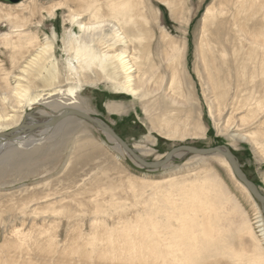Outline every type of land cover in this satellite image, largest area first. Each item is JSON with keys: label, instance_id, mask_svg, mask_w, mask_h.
Here are the masks:
<instances>
[{"label": "rangeland", "instance_id": "rangeland-1", "mask_svg": "<svg viewBox=\"0 0 264 264\" xmlns=\"http://www.w3.org/2000/svg\"><path fill=\"white\" fill-rule=\"evenodd\" d=\"M86 1L21 0L11 4L0 0V114L15 113L14 120L18 119L17 123L0 126V131L17 125L29 110L56 113L68 101L62 93L72 87L80 108L111 126L145 160H160L178 145H225L237 158L242 172L264 194V146H256L245 135L256 132L259 141L264 142V110L257 105L259 99L264 102V65L259 64L262 52H257L254 63L247 61L242 72L239 60L247 57L252 44L231 29V13L222 21L227 26L217 25L212 30L215 48L209 54V70L200 52L201 20L206 9L218 8L220 1L228 0H136L135 18L138 22L146 19L141 28L149 39V43L146 38L141 40L146 51L140 59L149 76L145 83L148 93L143 99L115 87L96 67L82 72V85L68 70L63 42L68 34L81 36L71 12H79L78 6L86 5ZM113 2L119 0H99L103 15L110 16L106 4ZM260 15L253 8L249 23L255 25L246 26L248 31L250 28L248 33L259 31L260 25L264 29V25L256 24ZM235 20L244 21L243 15ZM16 32L20 35L15 36ZM9 33L14 37L2 41ZM168 39L183 48L180 65L176 61L167 65L165 61L171 54ZM46 40L53 46L45 63L48 73L44 69L40 70L44 76L35 71L23 72L21 68ZM93 45L103 50V46ZM172 65L182 84L180 92L170 87ZM209 71L213 79H209ZM18 81L29 84L30 97L55 94L34 103L21 101L18 106L11 94ZM251 115L253 119L249 120ZM242 116L247 119L241 121ZM154 117L172 118V124L186 129L185 134L161 133L157 124L154 128L151 124L150 118ZM49 133L41 140L27 141L25 146L7 144L0 150V264H175L155 259L151 253L127 251L124 227L132 229L130 234L137 243L139 239L147 244L151 238L139 237L134 226H149L147 212L157 207L166 185L191 183L208 171L217 174L238 201L254 233L253 237L244 230L231 237V249L250 256L256 252L257 242L264 253L263 208L217 156L181 152L165 166L148 169L100 129L76 116L67 117ZM161 251L165 249L161 247ZM197 262L236 264L226 255Z\"/></svg>", "mask_w": 264, "mask_h": 264}, {"label": "bare ground", "instance_id": "bare-ground-1", "mask_svg": "<svg viewBox=\"0 0 264 264\" xmlns=\"http://www.w3.org/2000/svg\"><path fill=\"white\" fill-rule=\"evenodd\" d=\"M85 3L86 5L78 6L79 9H81L79 12H71V20L82 32L81 36L77 38L74 35L68 34L67 39L63 42L64 50L68 54V70L77 76L75 79L76 82L82 85L84 82V80L82 81L81 79L82 72L96 67L115 87L123 89L124 92L129 95L143 99L148 93L145 83L148 82L149 76L146 73L147 70L143 67V60L141 61L140 59L142 58L143 52L146 51L141 40H145L146 38V40H148L146 43H149V39L143 35L144 29L141 28L143 21L145 23L146 19L143 18V21L140 20L141 22H138L135 18L137 15V11L135 10L137 1L119 0L118 3H107L106 5L110 9V16L102 14L103 5L99 3V0H87ZM230 4L233 10H230ZM263 7L264 2L262 0H228L224 3L220 1L218 8H216V6H210L206 9L201 20L202 29L199 43L200 52L201 55H203V64L206 69L209 70L211 68L210 64L212 65V63L209 54L213 53V47L215 48L211 39L213 36L212 30L217 28V25L227 26V24L222 23V21H225L224 17L229 13H231L233 17L231 29L234 33L247 37L250 42L249 45L252 44L250 51L247 53V57L239 60V68H241L243 72L246 68L247 61L249 62V60H251L252 63H254V61L258 59V51L262 52V58L259 59V64L260 66L264 65V29H262L260 25H264V13L262 14ZM253 8L261 12V17L256 23L260 25V30L248 33L250 28L248 31L246 26L250 23L255 25L254 22L249 23V19L253 15ZM238 15H243L244 21L235 20V17ZM85 19L86 21H84ZM92 20H95V22H91ZM13 35L12 33L7 34L2 41L8 42L10 38L14 37ZM19 35V32L15 33V36ZM94 43L97 44V47L103 46V50L95 48L96 46L93 47ZM167 46L171 51V54L169 56L167 55L165 58L167 65H169L170 62L174 63V61H176L177 65H180L179 60L182 56L183 48L173 39H168ZM52 49L53 46L48 40H46L43 45H39L34 56L27 60L25 66H23L24 68H21L23 72L30 73L31 71H35L37 75L44 76L43 72L40 71L44 69L47 74L49 70L46 68L45 63L49 61L48 58L52 54ZM221 53L224 59H226L227 53L225 49H222ZM239 55L238 51L237 56L240 58ZM149 68L151 69V67ZM169 68L170 87H177L180 92L182 84L178 78V71L173 65L169 66ZM208 74L209 79H213V74L210 71ZM261 74H264L263 68L261 69ZM52 77L55 78V69H53ZM15 78L23 80L20 75H16ZM75 93V89L72 87L65 93H62L64 95L62 98H67L68 101L63 102L64 104L59 107L56 113L51 112V114H43L39 110L24 112L21 121L17 125L15 124L14 127H10L6 131H0V150L5 148L7 144H16L22 147L25 146L29 140H41L45 134L54 130L60 122L70 116L65 117L52 127L40 126L35 129H21L20 131L12 132V130L20 129L22 120L24 121L23 124L46 122L52 116L61 113L67 108H76L86 112L80 108V103L77 101ZM11 94L16 98V104L20 106L21 101L34 103L41 98L44 99L55 94V92H48L45 97L41 94L30 97L29 84L18 81L12 89ZM3 96V100H6V93H4ZM216 103L218 102H215V104ZM257 105L259 110H264V102L261 99L258 100ZM12 108H14L12 110L14 111L15 106H12ZM212 108L213 107L210 105L209 113L211 116ZM217 109L218 106H216V110ZM26 113L29 115L24 117ZM15 117V113H1L0 126L11 125L13 122L17 123L18 119L14 120ZM252 117L253 115H251L249 120L253 119ZM240 119L244 121L247 119V116H242ZM150 121L153 128L157 124L159 131L165 135L176 136L185 134L184 132L186 129L181 130L178 123L172 124V118L170 117H154V119L150 118ZM245 135L251 138L256 146L263 148L264 142L259 141L258 133L248 132ZM122 149L126 152L124 148ZM225 151L227 150H223V152ZM181 152L191 153L185 150L178 151L172 155L169 161L176 154ZM191 154L197 155L195 153ZM207 155L217 156L218 160L229 169L232 175L234 174L224 156L218 153ZM240 184L246 189L241 182ZM257 190L259 191L258 188ZM164 192L165 193L157 199V207L147 212L149 216V226H144L143 229L137 227L138 225H136V227L134 226V229L139 233V237L142 239L146 236L151 238L147 244L139 239L137 243L130 234L132 229L129 226L124 227L126 229L123 231L125 235L124 242L128 245L127 251L140 255H142L141 252L151 253L155 256V259L164 258V260L171 261L175 264L186 262L198 264L197 261L200 259L205 261L208 257L216 258L218 255H226L236 264H240L241 262L244 264H264V253L259 243L256 242V244H254V246L256 245V252L250 256L234 250L233 248L231 249L229 246L231 237L238 235L240 232L247 230L253 237L254 233L240 204L233 195L229 193L217 174L208 171L200 179L196 178L191 183H169L164 188ZM262 213L264 214V208L262 209ZM159 215H162L163 218H159ZM172 221L175 223L173 224ZM261 235L264 239V226L261 230ZM141 242L144 243V245L141 244ZM161 247L165 249V252L161 251Z\"/></svg>", "mask_w": 264, "mask_h": 264}, {"label": "water", "instance_id": "water-1", "mask_svg": "<svg viewBox=\"0 0 264 264\" xmlns=\"http://www.w3.org/2000/svg\"><path fill=\"white\" fill-rule=\"evenodd\" d=\"M7 3H17L21 0H2ZM29 114L26 113L24 117H27ZM77 116L80 117L84 120L89 121L91 124L97 126L101 131H103L108 137H110L116 144L121 146L126 150V152L133 158L135 162H137L140 166H143L144 168L148 169H158L165 165L169 159L172 157V155L178 151H188L191 153H195L197 155H207V154H212V153H218L228 161L235 177L246 187V189L250 192V194L261 204L262 208H264V195L261 194L255 185L250 181V179L242 172L241 168L239 167V162L235 155L225 146V145H216V146H211L207 148H197L191 145H178L175 147H172L169 149L165 157L162 160L159 161H147L143 159L139 154L136 153L134 149H132L129 144L121 138L116 131L109 125H107L103 120L100 118L81 111L76 108H67L66 110H63L61 113H58L54 116H52L49 120L46 122H32L28 124H23L24 121L22 120V126L20 129H15L12 130V132H17L20 131L21 129H35L40 126H54L58 122H60L62 119H64L67 116ZM25 119V118H24ZM8 134V133H7ZM223 150H227L223 152Z\"/></svg>", "mask_w": 264, "mask_h": 264}]
</instances>
